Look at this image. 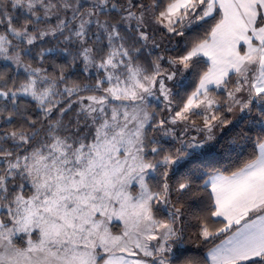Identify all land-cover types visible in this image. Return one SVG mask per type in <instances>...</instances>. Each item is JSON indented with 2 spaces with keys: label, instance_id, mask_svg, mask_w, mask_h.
Listing matches in <instances>:
<instances>
[{
  "label": "snow or ice",
  "instance_id": "obj_1",
  "mask_svg": "<svg viewBox=\"0 0 264 264\" xmlns=\"http://www.w3.org/2000/svg\"><path fill=\"white\" fill-rule=\"evenodd\" d=\"M0 264H264V0H0Z\"/></svg>",
  "mask_w": 264,
  "mask_h": 264
},
{
  "label": "trees",
  "instance_id": "obj_2",
  "mask_svg": "<svg viewBox=\"0 0 264 264\" xmlns=\"http://www.w3.org/2000/svg\"><path fill=\"white\" fill-rule=\"evenodd\" d=\"M183 45H184L183 40H179V41L177 40L174 48H182ZM175 54H176L175 52L171 51V55H175ZM76 71L78 72V69ZM73 78H75V76ZM80 79L83 82L82 76L80 77ZM195 81H196V78L194 76H192L191 74H187L186 80L181 84L182 90L191 91V89L195 87ZM250 135H254V133H250ZM249 150H250V146L245 147V149H244L245 154ZM213 163L215 164V166L220 167V166L228 164L229 161L227 158L220 156V157H216L215 160L213 161ZM183 170L184 169H181V171H183ZM177 175H179V173ZM198 183H199V181H198ZM198 204H199V199H197V201H189V205L192 208V210H195L198 207ZM115 230H117V229H115ZM194 231H195L194 229H189L188 235L191 236L192 239L186 243V247L195 251L197 248V244L199 242L195 239ZM201 251H203V250H201Z\"/></svg>",
  "mask_w": 264,
  "mask_h": 264
},
{
  "label": "rangeland",
  "instance_id": "obj_3",
  "mask_svg": "<svg viewBox=\"0 0 264 264\" xmlns=\"http://www.w3.org/2000/svg\"><path fill=\"white\" fill-rule=\"evenodd\" d=\"M156 40L158 43L161 44V48L158 50L157 54H163L166 58L168 56H171V51H165V49H172L175 47L176 45V41L177 39H169L167 37H163V36H160V35H157L156 37ZM186 77H187V74H186ZM180 81H181V84L186 80V78H179ZM114 231H117L114 229Z\"/></svg>",
  "mask_w": 264,
  "mask_h": 264
}]
</instances>
